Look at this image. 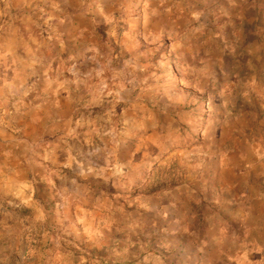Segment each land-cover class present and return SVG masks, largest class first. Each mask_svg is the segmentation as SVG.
I'll return each instance as SVG.
<instances>
[{"label":"rangeland","instance_id":"1","mask_svg":"<svg viewBox=\"0 0 264 264\" xmlns=\"http://www.w3.org/2000/svg\"><path fill=\"white\" fill-rule=\"evenodd\" d=\"M0 264H264V0H0Z\"/></svg>","mask_w":264,"mask_h":264}]
</instances>
